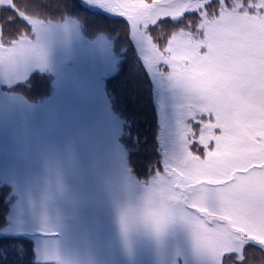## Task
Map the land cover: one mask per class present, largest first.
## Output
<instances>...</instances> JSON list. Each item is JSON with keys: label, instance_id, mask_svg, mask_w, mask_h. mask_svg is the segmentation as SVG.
I'll list each match as a JSON object with an SVG mask.
<instances>
[{"label": "snow or ice", "instance_id": "obj_1", "mask_svg": "<svg viewBox=\"0 0 264 264\" xmlns=\"http://www.w3.org/2000/svg\"><path fill=\"white\" fill-rule=\"evenodd\" d=\"M4 5L13 13L0 19L4 76L46 70L52 31L84 24L60 0H0ZM77 7L119 18L120 30L101 26L95 35L130 56L134 79L174 100L171 118H163L160 158L145 160L143 176L133 165L147 148L128 132L113 196L143 201L167 234H186L188 252L171 264H264V0H79ZM12 211L11 228L28 215L45 237L62 220L37 191ZM133 227L122 217L125 247ZM43 260L59 264L54 252Z\"/></svg>", "mask_w": 264, "mask_h": 264}, {"label": "rangeland", "instance_id": "obj_2", "mask_svg": "<svg viewBox=\"0 0 264 264\" xmlns=\"http://www.w3.org/2000/svg\"><path fill=\"white\" fill-rule=\"evenodd\" d=\"M77 27L54 29L46 42L47 69L30 72L52 76L46 102L30 104L12 92L24 84L18 81L30 76L28 70L0 75V193L12 195L6 200L12 204L23 199L27 207L37 191L54 213L62 215L54 236H42L26 215L21 227L0 229V239L17 236L32 243L33 258L19 245L21 264L55 262L43 260L52 252L59 264H171L175 255L189 249L179 228L169 229L159 243L132 231L130 247L117 232L116 206L134 203L113 196L121 165L127 164L121 147L122 122L110 110L103 91L116 57L102 38L88 42ZM155 98L162 127L164 115L172 116L174 100L157 89ZM12 215L13 211L8 220Z\"/></svg>", "mask_w": 264, "mask_h": 264}, {"label": "trees", "instance_id": "obj_3", "mask_svg": "<svg viewBox=\"0 0 264 264\" xmlns=\"http://www.w3.org/2000/svg\"><path fill=\"white\" fill-rule=\"evenodd\" d=\"M60 4L64 7L69 18H79L84 20V24H78V31L81 37L93 42L100 39L95 35L98 27L104 26L109 31H116L122 28L119 18L113 17L105 20L103 17H96L89 12L83 11L77 7L79 0H60ZM54 10V14H55ZM13 15L10 7H0V19ZM7 30V26H6ZM122 43V42H121ZM114 70L103 80V91L106 101L109 104L112 113L122 122L123 135L121 137V145L127 143V134L129 131L136 136L141 144L147 148V152L141 153L138 160L135 161L133 167L137 176H143L145 168V160H157L160 158L162 127L160 125V106L156 101V88L151 83L144 84L139 79H134L131 75L130 56L116 55ZM121 52L123 49L121 48ZM42 91V97L38 96ZM52 91V76L45 74L32 73L24 84H18L12 88V92L20 94L27 98L30 104L33 102H46ZM10 196L5 197L0 193V229L9 225L8 214L12 211L15 204L13 200L6 201ZM12 205V206H11ZM5 242L0 244V264H21L19 259V245L25 250V254L33 258V245L31 242L12 236V238H4ZM10 240L16 242L14 247ZM1 253L5 256L2 257ZM32 264V263H29ZM44 264H56V262H48Z\"/></svg>", "mask_w": 264, "mask_h": 264}, {"label": "clouds", "instance_id": "obj_4", "mask_svg": "<svg viewBox=\"0 0 264 264\" xmlns=\"http://www.w3.org/2000/svg\"><path fill=\"white\" fill-rule=\"evenodd\" d=\"M127 217L133 224V231L140 237L155 241L167 234V228L159 214L143 201L132 205H117L114 210V220L117 232L121 233V219ZM122 239V237H121Z\"/></svg>", "mask_w": 264, "mask_h": 264}]
</instances>
